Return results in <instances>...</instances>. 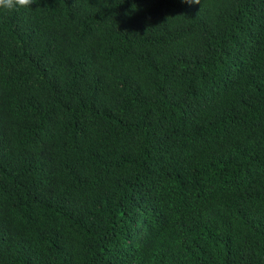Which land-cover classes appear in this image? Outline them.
Listing matches in <instances>:
<instances>
[{
	"label": "trees",
	"instance_id": "1",
	"mask_svg": "<svg viewBox=\"0 0 264 264\" xmlns=\"http://www.w3.org/2000/svg\"><path fill=\"white\" fill-rule=\"evenodd\" d=\"M0 264H264V0L0 12Z\"/></svg>",
	"mask_w": 264,
	"mask_h": 264
},
{
	"label": "clouds",
	"instance_id": "2",
	"mask_svg": "<svg viewBox=\"0 0 264 264\" xmlns=\"http://www.w3.org/2000/svg\"><path fill=\"white\" fill-rule=\"evenodd\" d=\"M189 5L200 4V0H183ZM34 0H0V12L11 14L20 11L21 9L30 8Z\"/></svg>",
	"mask_w": 264,
	"mask_h": 264
}]
</instances>
